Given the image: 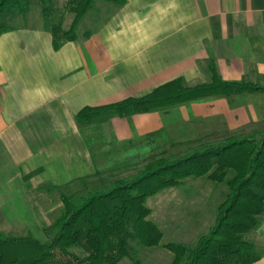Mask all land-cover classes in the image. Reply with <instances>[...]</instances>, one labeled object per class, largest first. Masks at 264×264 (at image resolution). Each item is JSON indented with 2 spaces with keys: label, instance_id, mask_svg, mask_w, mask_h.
Returning a JSON list of instances; mask_svg holds the SVG:
<instances>
[{
  "label": "crops",
  "instance_id": "crops-1",
  "mask_svg": "<svg viewBox=\"0 0 264 264\" xmlns=\"http://www.w3.org/2000/svg\"><path fill=\"white\" fill-rule=\"evenodd\" d=\"M98 14L106 16L98 17L96 30L58 50L51 33L0 35V233L6 236L37 237L47 224L40 216L52 205L40 204L36 193L95 173L85 138L92 129L75 119L83 108L142 97L176 79L187 87L208 83L212 62L225 81L264 85V0H127ZM228 101L207 106L228 127L264 120V110L250 104L229 112ZM155 114L131 118L145 128ZM110 122L112 136L127 137L126 118ZM19 200L27 202L22 219ZM258 232L264 240V220ZM261 254L254 264H264Z\"/></svg>",
  "mask_w": 264,
  "mask_h": 264
},
{
  "label": "trees",
  "instance_id": "trees-1",
  "mask_svg": "<svg viewBox=\"0 0 264 264\" xmlns=\"http://www.w3.org/2000/svg\"><path fill=\"white\" fill-rule=\"evenodd\" d=\"M97 1L113 4L115 8L127 2L68 0L65 9L73 15L70 28L64 29L61 21L49 27L54 50L77 40L81 22ZM37 2L45 17H49L47 5L52 0ZM21 7L22 0H0V34L12 29L2 23V18L20 11ZM210 74L208 83L187 87L181 79H176L142 97L85 107L77 113L76 122L81 127H90L113 117L167 112L175 106L208 99L264 96V85L260 83L223 80L213 62ZM257 127L260 130L230 134L217 143H204L198 148L186 144L189 151L183 155L171 152L176 149L154 147L134 158L130 175L120 176L121 165L110 167L111 171L107 172V168L96 166L91 176L66 187H52L61 205L59 215L48 228H43L41 237L32 232L23 237L0 233V264H47L56 255L59 264H122L125 259L140 264L134 257L132 244L152 248L159 246L163 238L161 229L149 220L152 211L146 201L164 190L180 187L187 179L203 177L225 183L228 193L218 206L208 233L194 246L182 243L163 246L173 256L171 264L258 262L262 254L257 243L249 238L259 229L264 216V128L260 124ZM155 136L150 134L146 140L152 141ZM203 141L200 138L195 143ZM181 144L185 145L175 142L172 147L177 146L178 150ZM138 157L141 161L136 162Z\"/></svg>",
  "mask_w": 264,
  "mask_h": 264
},
{
  "label": "rangeland",
  "instance_id": "rangeland-1",
  "mask_svg": "<svg viewBox=\"0 0 264 264\" xmlns=\"http://www.w3.org/2000/svg\"><path fill=\"white\" fill-rule=\"evenodd\" d=\"M67 2L68 0H52L51 4L47 5L51 14L46 18L43 8L37 0H22L20 11L5 15L2 18V23L14 30H36L41 35H45V33L50 35V25L61 21L63 28L67 30L70 28L73 19V15L65 9ZM112 7L115 6L110 3L95 2L93 8L79 26L78 36L82 37L85 32L96 30L103 18L102 16H106V14L99 15V10ZM98 17H101V19H98ZM41 38L39 39V46H44L46 39L44 36ZM256 97L259 100L255 101L252 97L250 98L252 100H247V96H238L230 99L227 104L229 112L233 113V110L235 112L240 109L247 110L246 107L249 109V104L254 108L256 107L255 110H264L262 106L264 105V96ZM213 100L208 99L175 106L167 112H155L157 114L153 117V122L145 128L138 127L134 118H126L125 130L127 137L120 140L110 134L112 129L110 127L111 118L91 125L92 130L85 135V138L91 149L96 166L107 168L105 170L107 172L111 171L108 168L121 165L120 176L130 175L133 173V169L130 166L135 162L134 158L140 154H145L148 152L147 150H151L154 147L155 150L162 147L177 150V146L172 147V145L175 142H184L185 145L181 144L177 151L171 150L173 154L179 152L183 155L184 152L189 151L190 145L198 148L204 143H217L230 134L237 132L246 134L259 129L257 127L258 124L264 128V120L256 123L251 121L236 129L228 127L225 122L227 118L223 114L208 111L207 106L210 105L208 103ZM259 102L262 105L257 109ZM150 134H156V136L152 141H147L146 137ZM200 138H204V141L195 143ZM186 144H189V146ZM137 161H141V157H138ZM66 190L70 192L69 189ZM227 193L228 189L225 183H214L203 177L187 179L180 187L164 190L158 195L149 198L146 201V206L152 211L149 220L161 229L163 238L159 246L152 248L142 247L135 243L132 244L135 251L134 257L139 260L140 264H171L173 256L163 246L168 243H182L189 247L194 246L198 239L208 233L213 225L217 208L224 201ZM55 194L56 192L48 190L36 193L37 196L42 197L38 200L40 204L43 206L52 205L51 210H48L49 207L45 208L44 212L47 211L46 215L41 214L40 216L42 221L45 220L47 222L46 228L52 224L61 209L58 195L56 196ZM17 203L20 205V212L22 213V217L18 216V218H25L27 202L19 200ZM263 220L264 216L260 219V224ZM42 234V231L37 233L38 237H41ZM23 236H26V233L14 235L13 237ZM249 238L257 243L259 253H262L264 251V240L258 230L249 235ZM59 262L60 258L56 255L47 264H59ZM122 264H133V262L125 259Z\"/></svg>",
  "mask_w": 264,
  "mask_h": 264
}]
</instances>
